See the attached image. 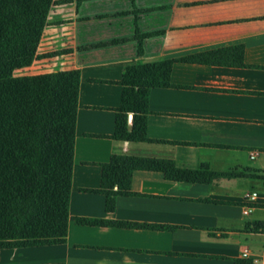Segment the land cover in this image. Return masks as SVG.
<instances>
[{
	"label": "crops",
	"instance_id": "0c3cea01",
	"mask_svg": "<svg viewBox=\"0 0 264 264\" xmlns=\"http://www.w3.org/2000/svg\"><path fill=\"white\" fill-rule=\"evenodd\" d=\"M59 1L40 51L60 53L44 67L81 72L68 233L0 248V264H264V0ZM238 45L244 65L224 63ZM169 59L172 86L149 98L151 141L111 138L125 68ZM114 153L150 169L109 211L101 164Z\"/></svg>",
	"mask_w": 264,
	"mask_h": 264
},
{
	"label": "trees",
	"instance_id": "16d2710c",
	"mask_svg": "<svg viewBox=\"0 0 264 264\" xmlns=\"http://www.w3.org/2000/svg\"><path fill=\"white\" fill-rule=\"evenodd\" d=\"M59 2L0 0V248L60 243L68 233L81 72L74 67H44L45 59L60 53L40 51L50 11ZM233 50L224 63L243 66V46L226 49ZM213 52L182 60L207 62L204 56ZM176 61L138 62L125 68L111 138L151 141L147 136L151 90L172 86ZM147 162L114 153L101 164L99 191L106 195L107 210H115L117 197L130 190L135 170L150 169Z\"/></svg>",
	"mask_w": 264,
	"mask_h": 264
},
{
	"label": "built area",
	"instance_id": "2783aa9c",
	"mask_svg": "<svg viewBox=\"0 0 264 264\" xmlns=\"http://www.w3.org/2000/svg\"><path fill=\"white\" fill-rule=\"evenodd\" d=\"M252 157H255V156L252 155ZM256 196H257V193H256V192H254L253 194L249 195V197L252 198V199H255ZM250 211H251V208H248V207L245 208V213H248V212H250ZM243 255H244L245 257L249 256L248 249H245V250H244Z\"/></svg>",
	"mask_w": 264,
	"mask_h": 264
},
{
	"label": "water",
	"instance_id": "95a60500",
	"mask_svg": "<svg viewBox=\"0 0 264 264\" xmlns=\"http://www.w3.org/2000/svg\"><path fill=\"white\" fill-rule=\"evenodd\" d=\"M131 116V115H130Z\"/></svg>",
	"mask_w": 264,
	"mask_h": 264
}]
</instances>
